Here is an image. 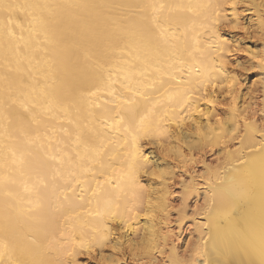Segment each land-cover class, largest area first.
I'll use <instances>...</instances> for the list:
<instances>
[{
  "label": "bare ground",
  "instance_id": "obj_1",
  "mask_svg": "<svg viewBox=\"0 0 264 264\" xmlns=\"http://www.w3.org/2000/svg\"><path fill=\"white\" fill-rule=\"evenodd\" d=\"M262 13L259 0H0V264H154L175 166L207 150L220 156L193 254L174 246L167 264H264V101L249 121L231 62Z\"/></svg>",
  "mask_w": 264,
  "mask_h": 264
},
{
  "label": "rangeland",
  "instance_id": "obj_2",
  "mask_svg": "<svg viewBox=\"0 0 264 264\" xmlns=\"http://www.w3.org/2000/svg\"><path fill=\"white\" fill-rule=\"evenodd\" d=\"M259 1L264 2V0ZM243 4L246 6V3H242L241 6L244 7ZM248 6H250V4H247L246 7ZM244 14L247 13L245 12ZM262 20L264 21V13H262ZM222 27L225 30L230 29L227 24H223ZM236 35L240 36L242 39L241 47L234 52V54H232L231 62L233 68L235 69L236 76L239 78L241 83V90L239 93L240 96L244 94L248 100L247 102H250L251 112L247 115L249 116L248 120L255 118L258 123H261L262 119L260 110L264 101V89L262 85L263 75H261V69L255 64L253 65V63L261 60L262 55L264 54V28L262 31L259 30V32H257L255 27L249 28V26H246L237 30ZM240 123H243V119H240ZM236 142L237 141L234 139V141L228 144L232 147V149H234L238 145V142L237 144ZM219 156L218 150L215 152L207 150L204 155L201 154L200 156V154H197L193 156V159H190L186 165L181 163L179 166H175V178H173L170 182L171 193L168 200L169 211L168 223L166 225V228H170L168 230H171L172 234L163 252L155 253L157 260L154 264H167L168 256L172 254L171 249L174 246L180 257H191L193 254V250L195 248L194 244L199 235V230L196 228V220H194V216L196 210L200 211L201 207L205 204L203 183L205 182L208 167L214 168L218 163ZM186 184L196 185L195 187L200 188V190L197 191V193L192 194L188 199H184L183 192H185L184 188ZM181 218H183L182 221ZM107 249V254H109V252L111 253V249ZM116 255V258H119L120 261L96 258V264L150 263V259L134 260L129 258V256L123 257L120 253H117ZM80 261L87 264V256L81 255Z\"/></svg>",
  "mask_w": 264,
  "mask_h": 264
},
{
  "label": "snow or ice",
  "instance_id": "obj_3",
  "mask_svg": "<svg viewBox=\"0 0 264 264\" xmlns=\"http://www.w3.org/2000/svg\"><path fill=\"white\" fill-rule=\"evenodd\" d=\"M262 63H264V61H262Z\"/></svg>",
  "mask_w": 264,
  "mask_h": 264
}]
</instances>
